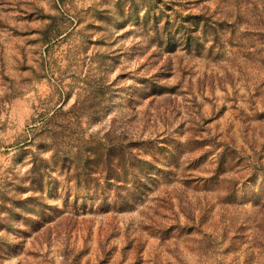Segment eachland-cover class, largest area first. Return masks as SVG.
<instances>
[{
  "label": "rangeland",
  "instance_id": "374dc122",
  "mask_svg": "<svg viewBox=\"0 0 264 264\" xmlns=\"http://www.w3.org/2000/svg\"><path fill=\"white\" fill-rule=\"evenodd\" d=\"M263 33L264 0H0V264H264Z\"/></svg>",
  "mask_w": 264,
  "mask_h": 264
},
{
  "label": "trees",
  "instance_id": "16d2710c",
  "mask_svg": "<svg viewBox=\"0 0 264 264\" xmlns=\"http://www.w3.org/2000/svg\"><path fill=\"white\" fill-rule=\"evenodd\" d=\"M260 37L264 39V33L260 34ZM264 47V45H263ZM264 52V50H263ZM132 147H135V142H130V144L127 146V148L132 149ZM111 156L114 159V170L115 174H113V178H107L110 180L109 183L111 185L116 186V187H125L126 188H131L128 189L129 193L126 196H123V192L120 193L118 196V200H116L114 203L117 207L119 206H127L132 202L133 196L137 193L136 191L141 190L142 183L140 178H137L139 171L140 170H145L144 165L147 163L145 160H142L141 158L138 157L134 152H125L124 147L117 144L113 150H111ZM99 157V156H98ZM111 164H113L111 162ZM131 172H130V171ZM36 172H34L33 175H35ZM129 175H133L132 178V183L130 185V182L125 183L123 180H126V177L128 178ZM35 179H38L40 183H42V176L37 177L36 175L33 176ZM37 177V178H36ZM135 180V181H134ZM86 182L87 180H83ZM139 181V182H138ZM86 189L87 187L84 186ZM97 189V188H96ZM134 189V190H133ZM97 191H103V188L99 186ZM104 195V194H102ZM261 211H262V220L264 221V203L261 204ZM7 242H3L0 244V255L5 251V248L7 246Z\"/></svg>",
  "mask_w": 264,
  "mask_h": 264
}]
</instances>
